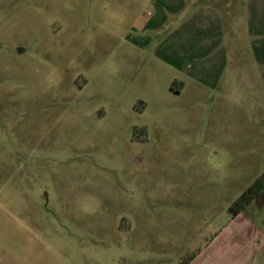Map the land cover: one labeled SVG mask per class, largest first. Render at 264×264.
Returning a JSON list of instances; mask_svg holds the SVG:
<instances>
[{"label":"rangeland","instance_id":"1","mask_svg":"<svg viewBox=\"0 0 264 264\" xmlns=\"http://www.w3.org/2000/svg\"><path fill=\"white\" fill-rule=\"evenodd\" d=\"M263 49L264 0H0V264H250Z\"/></svg>","mask_w":264,"mask_h":264},{"label":"trees","instance_id":"2","mask_svg":"<svg viewBox=\"0 0 264 264\" xmlns=\"http://www.w3.org/2000/svg\"><path fill=\"white\" fill-rule=\"evenodd\" d=\"M264 194V175L260 177L233 205L234 215L240 214L258 196Z\"/></svg>","mask_w":264,"mask_h":264},{"label":"crops","instance_id":"3","mask_svg":"<svg viewBox=\"0 0 264 264\" xmlns=\"http://www.w3.org/2000/svg\"><path fill=\"white\" fill-rule=\"evenodd\" d=\"M264 52V49L262 50ZM250 264H264V242H258L249 257Z\"/></svg>","mask_w":264,"mask_h":264}]
</instances>
